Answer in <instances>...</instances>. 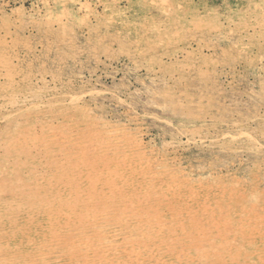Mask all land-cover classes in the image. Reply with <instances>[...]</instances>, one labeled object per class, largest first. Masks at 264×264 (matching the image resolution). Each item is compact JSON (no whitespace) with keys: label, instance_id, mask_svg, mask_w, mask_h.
<instances>
[{"label":"rangeland","instance_id":"rangeland-1","mask_svg":"<svg viewBox=\"0 0 264 264\" xmlns=\"http://www.w3.org/2000/svg\"><path fill=\"white\" fill-rule=\"evenodd\" d=\"M0 264H264V0H0Z\"/></svg>","mask_w":264,"mask_h":264}]
</instances>
